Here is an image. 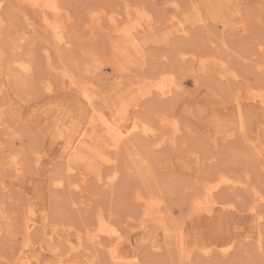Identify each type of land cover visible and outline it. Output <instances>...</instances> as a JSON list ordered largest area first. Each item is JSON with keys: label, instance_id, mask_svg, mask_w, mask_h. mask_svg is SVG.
Segmentation results:
<instances>
[{"label": "rangeland", "instance_id": "obj_1", "mask_svg": "<svg viewBox=\"0 0 264 264\" xmlns=\"http://www.w3.org/2000/svg\"><path fill=\"white\" fill-rule=\"evenodd\" d=\"M58 3L63 46L41 9L0 0V264H114V244L125 264H264V200L253 193L264 197V103L249 98L264 95V0ZM162 78L176 84L169 97L151 89ZM122 102L138 103L131 116L163 145L136 133L103 153L101 139L113 142L99 124L92 143L94 108L110 117ZM223 174L244 183L196 208ZM138 191L161 201L159 218L145 219ZM100 216L119 240L88 238Z\"/></svg>", "mask_w": 264, "mask_h": 264}, {"label": "bare ground", "instance_id": "obj_2", "mask_svg": "<svg viewBox=\"0 0 264 264\" xmlns=\"http://www.w3.org/2000/svg\"><path fill=\"white\" fill-rule=\"evenodd\" d=\"M27 1H29V3H31L35 8L41 9V12L43 14L44 24H45L46 28L49 29L54 34L55 39H56L55 41H57V43L58 42L61 43V45L62 44L63 45L68 44L70 41H69V39L68 40L66 39V35H65V32L62 28V25L57 20H52L50 18V15L56 14L60 11V8H61L59 5L60 2L58 3V0H27ZM1 5L2 4H0V7H1ZM142 19L145 22L147 21L146 17H142ZM198 21L202 22L203 19H199ZM137 24L140 25L141 22L140 23L137 22ZM181 31H182L183 35L189 33V29L186 28L185 26H183L181 28ZM15 63H16L18 68L25 70V72L28 74L31 73L32 68L30 66H28L27 62L25 63L24 61L23 62L15 61ZM230 73H231L230 77H232V78L236 77V74L234 72H230ZM225 74L226 73H224V71L220 72L221 76H223ZM65 75L69 78L68 79L69 86L77 87L78 90L79 89L82 90L83 94H86V92L83 90L84 87L77 86V82L70 75H68V74H65ZM172 83H173V81L169 80V78H162L161 80L159 79V81L157 83L155 82L154 85L152 86L153 88L151 87V89L156 90L158 92L159 97H160V95L163 96L164 98L169 97V95L173 92V88L176 87V84H173V86H174L173 87ZM130 88H131V86H130ZM148 93H150V91ZM86 96L89 98V96L87 94H86ZM249 98L253 99L254 101H259V102L264 103V95H259V94L255 93V94H251V96ZM135 106H138V103H133L131 105V103H129V102H125V103L122 102L119 107H117L113 110V116H110V117H107L103 112H101L99 110L97 111L94 108V114L91 117V127H92L93 131L90 133V137H91L90 139H91L92 143L95 145H98V144L100 145V142L102 140L103 144L101 146L102 147V149L100 150L101 152H103V153L107 152L108 153V152H110L109 149H111V148H113L114 150L119 149L118 150V152H119L120 147L124 144L125 140L127 138L131 137L132 135L136 134V133H143L146 137H148V139H153L155 144L158 147L163 145L164 140L161 139L162 137L159 138L160 136L157 134V132H156L157 129L154 126H152L146 122L144 123L143 122L144 120L139 119L140 117L137 118L136 116H131V113L129 111V109H130L129 107L133 108ZM161 121L164 123L166 121V118H162ZM97 124L102 125L104 127V129L106 130V133H107L106 135H108L110 138H112L111 142H113V143L108 142V140H109L108 137H106V139L100 140V138L97 135L96 130H95ZM177 130H179V129L177 128ZM88 132H89V130H88ZM80 134L83 136V135H85V132L81 131L79 133V135ZM175 134H177V133H175ZM82 140H84V139L82 138ZM112 157H113L112 155L107 154L105 157V160L107 162H109L112 167H114L115 163H116V159H114ZM13 162H15L17 165L15 170L19 171L21 167L18 166L19 162H18V159L16 158V156L13 157ZM67 164H68V162H67ZM115 169H117V168H115ZM75 170H76L75 167L68 164L67 172L71 173ZM80 175H82V177L80 178L79 182H77L74 186L75 189H79V190L82 189L83 183L86 181V177H85L84 173L81 172ZM119 175H120L119 170H114L113 173H111V175L109 176V178H107L106 180H103L102 184L106 188L112 187V185H114L116 183V180L119 177ZM217 178H214L215 183H213L211 185H207V187L205 186L207 188V190L205 189L206 191L204 194L205 196H207L206 198L202 199V197H200V196H199L200 199L195 198L196 201H195L194 205H196L195 206L196 208L201 209L203 206H209L211 204L216 203L214 198H212V195H214V192L217 189L221 188L222 186L227 185L230 187H235L238 184L244 183L243 181L239 182L238 180L233 179V177H231V175L228 176V175L223 174L220 177L218 175ZM53 185L55 187H63L65 185V178L63 176L57 177L56 179H54ZM253 193L257 197V199H259L260 201L264 200L263 195L259 194L260 193L259 190L258 191L255 190ZM149 197L146 198L145 196H143V193L141 194L140 192L136 195L137 200H139L145 206V209H146L144 212L145 219H147L149 217H154V218L158 217L159 218L161 211H159L158 206L161 204V201H159V199H156L154 197H152V199ZM148 205L150 207H148ZM146 206H147V208H146ZM255 208H256V205L252 206L253 210ZM110 224H109V221L104 216H100L98 219V225H97L96 231H94V232L91 231V233L87 232V234H89L88 238L95 241V244H97V243L101 244V241H102L101 239L103 236H110L115 241L119 240L121 237L118 234L117 228L115 226H111ZM29 246H30V243H25L23 245V247H29ZM109 254L112 258V263H114V264H125V261L127 258L123 257L119 254V251L117 250V246H115V244L109 248ZM92 264H93V262H92Z\"/></svg>", "mask_w": 264, "mask_h": 264}]
</instances>
